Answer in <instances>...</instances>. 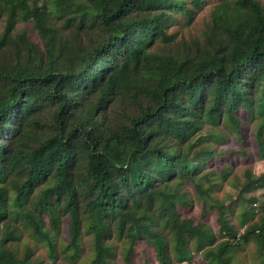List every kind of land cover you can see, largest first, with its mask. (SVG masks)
<instances>
[{"label":"trees","instance_id":"16d2710c","mask_svg":"<svg viewBox=\"0 0 264 264\" xmlns=\"http://www.w3.org/2000/svg\"><path fill=\"white\" fill-rule=\"evenodd\" d=\"M203 2L0 0V18L7 16L0 53L16 47L9 69L0 68V264H40L25 234L52 264H79L85 235L94 250L83 264H114L119 246L127 263L139 240L157 264H192L194 251L207 264H233L252 239L264 262V220L247 226L252 210L245 211L240 234L212 195V180L223 172L200 174L218 156L208 145L222 139L215 127L224 120L240 131V110L247 123L258 121L255 140L264 153V4L222 1L211 14V38L184 61L150 51L172 40L174 12L188 17ZM66 16L80 29L94 18L102 35L91 52L62 65L59 28L50 23L65 19L69 28ZM20 21L38 29L41 54L26 34L12 40ZM136 74L149 81L142 93L148 101L125 120H111L110 105ZM48 107L54 131L30 146ZM187 177L193 193L185 191ZM195 198L204 211L218 212L222 241L215 247L206 224L181 216Z\"/></svg>","mask_w":264,"mask_h":264},{"label":"rangeland","instance_id":"374dc122","mask_svg":"<svg viewBox=\"0 0 264 264\" xmlns=\"http://www.w3.org/2000/svg\"><path fill=\"white\" fill-rule=\"evenodd\" d=\"M222 1L224 0H204L200 8H194V12L188 17L184 16L181 12H174L173 17L176 22L167 29V33L173 36L172 40L170 42L159 40L152 46L150 51L159 55L161 58H176L179 61H184L187 55L190 57L195 55L197 53L196 48L203 45L207 38H211V14L213 9ZM260 1L264 4V0ZM66 17L71 23V27L69 28L64 27L65 19L54 20L53 23H50L52 27L54 25V27L59 28V46L57 47H60L58 54L61 56L60 63L62 65L78 59L81 54L91 52L90 47L96 44L102 35L101 28L94 18H88L85 27L80 29L77 19H73L70 16ZM6 24L7 16L4 15L0 18V36L4 33ZM22 34L27 35L30 43L37 45L39 48L37 50L38 53L41 54L43 52L44 40L39 35L38 29L31 22H18L11 33L12 40L16 41L18 36ZM15 49L16 47L10 45L3 50V53H0V68L9 69L8 67L16 58ZM148 84L149 81L142 75H133L130 84H126L122 89V92L124 91L123 95L117 97L110 105L107 113L108 117L113 121H123L130 113L138 112L139 106L143 102L146 103L148 101L142 95L148 87ZM136 93H139V95L134 98L133 94L136 95ZM54 111L55 109L48 107L39 113V120L45 126L44 129L40 128L32 131L34 134L31 133V140H29L30 146L36 144L34 136L38 135L44 138L53 133L55 123L52 121V114ZM236 115L240 121V131H235L231 123L221 120L220 124L215 127V130L220 133L222 139L220 141L213 140V143L208 144L218 153V156L208 162L200 174L212 175V173L220 174L223 172L222 176H216L212 180V183L217 186L213 190L212 195L228 208L226 212L227 220L230 224L236 226L239 233L242 234L244 229H239L238 219L245 211L252 210V216L248 219L247 226L257 222L260 223L264 220V186L258 183V179L264 180V153L261 155L255 140V128L257 127L258 121L254 120L251 123H247L246 115L242 110ZM230 118L236 122L234 117L230 116ZM226 126L234 130L229 131ZM211 128L212 126L207 123L206 129L210 130ZM237 133H240V135ZM208 145L205 144L204 147H208ZM197 151L199 150H194L191 153L192 157L197 154ZM187 179L189 178L187 177ZM186 184L185 191L193 193V182L189 179ZM204 185L207 187L209 184L206 182ZM254 197L257 201L250 203L249 200ZM180 212L183 218L191 219L196 224L204 223L213 231L217 237L214 247L219 241H222V238L218 235L221 225L218 219V212L215 209L204 211L202 202H199L195 198L191 201L189 207L181 209ZM66 234V229H64L62 235L66 236ZM23 241L28 246L31 244L35 250L36 259L38 258L40 264H52L43 247L28 238L26 234L23 236ZM82 241L83 254L78 261L79 264L89 262L93 256L92 251L94 250L90 236L85 235ZM18 243L22 246V242ZM193 244L194 241L191 242V246ZM22 249H25V247L23 246ZM257 254H259L257 243L251 239L235 255L233 264H264ZM154 256L155 253L147 246V242L145 240H139L134 249L131 261L130 259L126 260L129 264H146V261L147 263L149 261L151 264H157ZM125 258L119 246L118 252L113 258V263L127 264ZM143 259H145L144 263ZM190 261L192 264H207L206 258L203 256V251H194Z\"/></svg>","mask_w":264,"mask_h":264}]
</instances>
